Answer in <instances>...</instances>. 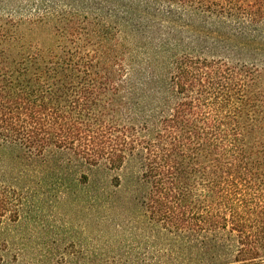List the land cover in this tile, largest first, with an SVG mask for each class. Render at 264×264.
<instances>
[{"label": "trees", "instance_id": "16d2710c", "mask_svg": "<svg viewBox=\"0 0 264 264\" xmlns=\"http://www.w3.org/2000/svg\"><path fill=\"white\" fill-rule=\"evenodd\" d=\"M122 188L170 264H264V0H0V264Z\"/></svg>", "mask_w": 264, "mask_h": 264}, {"label": "rangeland", "instance_id": "374dc122", "mask_svg": "<svg viewBox=\"0 0 264 264\" xmlns=\"http://www.w3.org/2000/svg\"><path fill=\"white\" fill-rule=\"evenodd\" d=\"M130 193L122 188L114 202L78 214L62 207L50 220L57 231L45 236L51 250L29 253L28 264H170L166 232L140 217L146 201Z\"/></svg>", "mask_w": 264, "mask_h": 264}]
</instances>
